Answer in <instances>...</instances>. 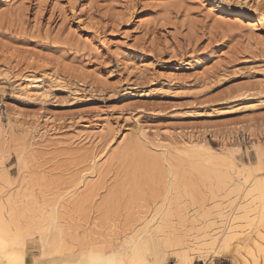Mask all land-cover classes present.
I'll list each match as a JSON object with an SVG mask.
<instances>
[{"label":"rangeland","instance_id":"1","mask_svg":"<svg viewBox=\"0 0 264 264\" xmlns=\"http://www.w3.org/2000/svg\"><path fill=\"white\" fill-rule=\"evenodd\" d=\"M263 1L0 0L4 220L11 197L26 224L57 204L65 240L103 251L165 193L163 178L123 189L117 158L131 141L255 163L264 155ZM183 169L199 201L172 200L189 212L183 229L218 222L215 205L229 210L235 194L214 201L208 182ZM34 242L28 255L40 252ZM52 252L38 264L62 254ZM202 255L195 262L212 261Z\"/></svg>","mask_w":264,"mask_h":264},{"label":"bare ground","instance_id":"2","mask_svg":"<svg viewBox=\"0 0 264 264\" xmlns=\"http://www.w3.org/2000/svg\"><path fill=\"white\" fill-rule=\"evenodd\" d=\"M262 8L264 12V1ZM140 138L125 145L121 157L117 158L118 163L126 166L123 170V189L127 190L139 179L152 178H163L166 187L162 203L147 216L141 217L130 234H125L122 240L110 244L105 250L102 248L103 251L93 247L76 248L63 237L57 222V204L51 208L48 216L40 217V221L30 220L26 224L19 220L24 211L16 206L11 197L7 202L9 220H4L2 212L6 208L0 204V264H38L40 257L48 255L49 250H53L55 255L62 254L45 264H145L147 260L157 257L160 264H167L169 259H173L175 264H194L196 259L204 256L202 254H208L212 260L214 257L234 255L233 264H252L258 260L264 263V243H259L261 230L264 229V155H258L255 163L236 168L230 155H204L202 148L195 145L185 146L183 151L173 153L166 147L145 143ZM184 166L193 169L200 180L208 182L212 200L222 195L220 200L233 194L236 196L230 201L227 211L224 202L215 205L219 211L218 222L204 223L194 231L192 228H189L191 231L183 229L186 223H182L189 212L181 209L178 203L175 208L172 205V200L181 198L187 199L191 206L197 207L199 203ZM220 168L233 172L238 183L236 187L231 188L229 184L233 182V177L228 171L223 173ZM199 213V210H194V215L198 216ZM202 215L208 216L207 213ZM35 240L39 243L40 252L28 255V246L35 244Z\"/></svg>","mask_w":264,"mask_h":264},{"label":"snow or ice","instance_id":"3","mask_svg":"<svg viewBox=\"0 0 264 264\" xmlns=\"http://www.w3.org/2000/svg\"><path fill=\"white\" fill-rule=\"evenodd\" d=\"M227 158V157H225ZM234 165L236 167H239L241 164L245 165V166H248L252 163L251 161V158H249L248 161H244V160H238V161H233ZM262 164H264V161H262ZM6 170H8V167L6 166ZM233 181L235 182V177L233 178ZM37 202L39 203L40 200H39V196H37ZM153 231H155V227H153ZM151 235V233H149ZM153 242H155V237H153ZM145 264H160L159 262V258H154V259H149L145 262Z\"/></svg>","mask_w":264,"mask_h":264},{"label":"crops","instance_id":"4","mask_svg":"<svg viewBox=\"0 0 264 264\" xmlns=\"http://www.w3.org/2000/svg\"><path fill=\"white\" fill-rule=\"evenodd\" d=\"M217 258H224V257H217ZM213 261H214V259L212 261H210V263L213 262ZM210 263L209 262L208 263H205L202 260H197V262H195L194 264H210ZM213 264H228V263L226 261H224V260H215L213 262Z\"/></svg>","mask_w":264,"mask_h":264}]
</instances>
